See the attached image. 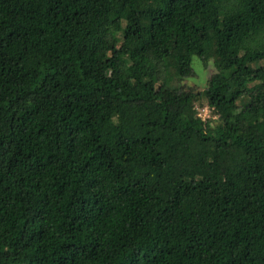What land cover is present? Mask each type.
<instances>
[{
	"label": "trees",
	"instance_id": "trees-1",
	"mask_svg": "<svg viewBox=\"0 0 264 264\" xmlns=\"http://www.w3.org/2000/svg\"><path fill=\"white\" fill-rule=\"evenodd\" d=\"M0 264H264V0H0Z\"/></svg>",
	"mask_w": 264,
	"mask_h": 264
},
{
	"label": "rangeland",
	"instance_id": "rangeland-1",
	"mask_svg": "<svg viewBox=\"0 0 264 264\" xmlns=\"http://www.w3.org/2000/svg\"><path fill=\"white\" fill-rule=\"evenodd\" d=\"M193 66H195V70H196L195 75L193 77L184 79L183 81L180 82V84L184 85L187 88L193 87L196 91H202L206 87L209 77L215 72V67L212 61L206 64L199 58L195 59ZM158 87L160 88V86ZM196 106L199 115L203 119L212 118L218 121V115L208 105L207 100L203 99L201 101H198Z\"/></svg>",
	"mask_w": 264,
	"mask_h": 264
}]
</instances>
